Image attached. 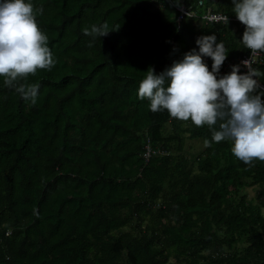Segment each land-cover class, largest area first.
Segmentation results:
<instances>
[{
  "label": "trees",
  "instance_id": "trees-1",
  "mask_svg": "<svg viewBox=\"0 0 264 264\" xmlns=\"http://www.w3.org/2000/svg\"><path fill=\"white\" fill-rule=\"evenodd\" d=\"M26 2L43 9L56 63L28 77L35 105L0 78V264H264V162L206 146L207 125L138 97L149 68L199 51L200 36L223 41L224 63L248 53L244 25L202 20L236 18L232 0ZM181 6L195 17L178 22ZM104 23L88 47L82 29Z\"/></svg>",
  "mask_w": 264,
  "mask_h": 264
},
{
  "label": "clouds",
  "instance_id": "clouds-1",
  "mask_svg": "<svg viewBox=\"0 0 264 264\" xmlns=\"http://www.w3.org/2000/svg\"><path fill=\"white\" fill-rule=\"evenodd\" d=\"M176 4L180 6L179 0ZM232 4L236 19L245 26L240 43L251 52L250 59L241 62L246 74H239L240 65H234L221 76L228 57L225 44L217 43L215 35L200 36L196 39L199 51L185 53L159 74L149 68L139 84L138 97L147 99L154 113L167 110L171 118L190 120L198 128L207 125L211 141L206 139V146L231 141L232 155L253 167L255 161L264 162V92L254 94L264 72L252 67L264 53V0H232ZM42 11L26 0H0V78L32 105L37 102L39 84L28 83V77L38 70L50 71L56 63L48 36L37 23ZM212 19L228 23V16ZM82 32L91 37L88 47L110 33L107 23L84 27ZM203 57L213 61L211 71Z\"/></svg>",
  "mask_w": 264,
  "mask_h": 264
},
{
  "label": "built area",
  "instance_id": "built-area-1",
  "mask_svg": "<svg viewBox=\"0 0 264 264\" xmlns=\"http://www.w3.org/2000/svg\"><path fill=\"white\" fill-rule=\"evenodd\" d=\"M176 10L179 12V17L177 19V21H181L183 18H194L195 14L194 12H192L190 9H187L183 6L181 7H177ZM189 13V14H188ZM217 16H228L227 14L224 13H216V12H212L210 10L206 11L205 14L202 15V20L204 22V25H209V24H226V22H223L222 20H216V19H212L213 17H217ZM230 22H238L240 23L235 17H231L228 16V23ZM251 57V52L248 50V53L238 57L236 60L231 61V62H226L222 65L221 69H220V75H225L231 72V68L234 65H240V73L239 74H246L247 73V69L245 67H243V65L241 64L242 61L244 60H248ZM204 62L208 63L209 62V57H205L204 58ZM264 64V53H261L259 56L256 57L255 63L252 65V67L254 68H258L259 66H262ZM260 87L259 89L264 91V87L259 83ZM151 149L149 147V145L146 146V151L145 154L143 155V157L145 158V160H148L149 157L151 156Z\"/></svg>",
  "mask_w": 264,
  "mask_h": 264
},
{
  "label": "rangeland",
  "instance_id": "rangeland-1",
  "mask_svg": "<svg viewBox=\"0 0 264 264\" xmlns=\"http://www.w3.org/2000/svg\"><path fill=\"white\" fill-rule=\"evenodd\" d=\"M246 193L248 198H254L255 193L253 189H246Z\"/></svg>",
  "mask_w": 264,
  "mask_h": 264
}]
</instances>
